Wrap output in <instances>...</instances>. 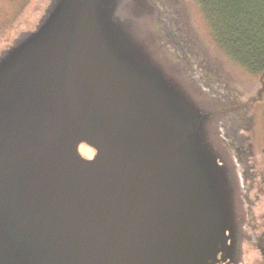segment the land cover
<instances>
[{"label":"water","instance_id":"obj_1","mask_svg":"<svg viewBox=\"0 0 264 264\" xmlns=\"http://www.w3.org/2000/svg\"><path fill=\"white\" fill-rule=\"evenodd\" d=\"M150 1V0H149ZM148 0H50L0 52V264H244L240 177Z\"/></svg>","mask_w":264,"mask_h":264},{"label":"rangeland","instance_id":"obj_2","mask_svg":"<svg viewBox=\"0 0 264 264\" xmlns=\"http://www.w3.org/2000/svg\"><path fill=\"white\" fill-rule=\"evenodd\" d=\"M49 1L0 0V52L19 33L35 27ZM143 9L165 50L184 65L188 75L210 97L243 104L223 116L219 130L240 177L243 262L264 264V151L260 120L264 80L237 67L212 44L193 0H148ZM175 21L182 24L181 31L175 29ZM235 114L242 116L237 128L231 124Z\"/></svg>","mask_w":264,"mask_h":264},{"label":"trees","instance_id":"obj_3","mask_svg":"<svg viewBox=\"0 0 264 264\" xmlns=\"http://www.w3.org/2000/svg\"><path fill=\"white\" fill-rule=\"evenodd\" d=\"M193 3L212 44L237 67L264 80V0H193ZM174 23L175 29L181 31L182 24ZM203 84L208 86L206 81ZM241 119L240 114H235L232 127H240ZM260 120L264 151V102Z\"/></svg>","mask_w":264,"mask_h":264}]
</instances>
